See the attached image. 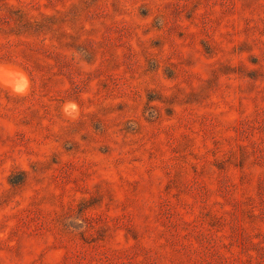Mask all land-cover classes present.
I'll return each mask as SVG.
<instances>
[{
    "label": "rangeland",
    "instance_id": "1",
    "mask_svg": "<svg viewBox=\"0 0 264 264\" xmlns=\"http://www.w3.org/2000/svg\"><path fill=\"white\" fill-rule=\"evenodd\" d=\"M0 264H264V0H0Z\"/></svg>",
    "mask_w": 264,
    "mask_h": 264
},
{
    "label": "clouds",
    "instance_id": "2",
    "mask_svg": "<svg viewBox=\"0 0 264 264\" xmlns=\"http://www.w3.org/2000/svg\"><path fill=\"white\" fill-rule=\"evenodd\" d=\"M8 87L11 88V90L17 94V95H24V94H27V91L29 89V81L27 79V76L26 75H21L20 77V81L18 84L16 85H6ZM72 108H75L76 105H71Z\"/></svg>",
    "mask_w": 264,
    "mask_h": 264
}]
</instances>
